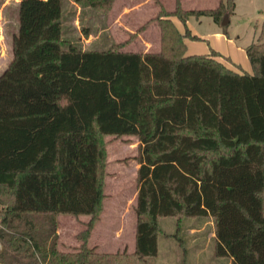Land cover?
<instances>
[{"label": "trees", "instance_id": "obj_1", "mask_svg": "<svg viewBox=\"0 0 264 264\" xmlns=\"http://www.w3.org/2000/svg\"><path fill=\"white\" fill-rule=\"evenodd\" d=\"M90 1L107 12L113 0ZM156 2L159 50L127 52L66 39L63 0H19L0 74V264L144 263L168 217L177 228L210 218L217 257L264 264V18L245 49L248 73L215 51L187 54L186 39L197 37L172 19L220 23L231 4L186 10L176 0L166 11ZM106 136L138 140L131 253L88 245L104 199ZM58 214L90 216L72 250L59 247Z\"/></svg>", "mask_w": 264, "mask_h": 264}, {"label": "rangeland", "instance_id": "obj_2", "mask_svg": "<svg viewBox=\"0 0 264 264\" xmlns=\"http://www.w3.org/2000/svg\"><path fill=\"white\" fill-rule=\"evenodd\" d=\"M166 11L175 8L176 0H157ZM183 9L215 8L220 1L231 4L216 23L211 16H190L186 23L174 17L181 32L189 30L197 39L187 38V54L208 55L212 51L223 57L217 60L229 68L250 73L252 66L246 47L257 40L264 18V0H179ZM90 0H63V36L82 49L104 50L114 45L127 52H155L160 48V29L155 19L160 7L156 0H113L107 12L91 5ZM80 8L76 12L74 8ZM130 7V8H129ZM19 0H0V74L9 64L12 36L18 31ZM76 8V9H77ZM224 16L227 24H221ZM146 22L148 25L139 30ZM150 32L144 35V31ZM107 28L104 30V28ZM86 29V32H85ZM229 59V62L227 59ZM234 64V65H233ZM101 211L90 229L88 245L97 251L115 253L135 248L136 170L138 140L134 136H106ZM60 249L72 250L81 243L79 234L86 230L90 216L58 214L54 216ZM46 225L50 215L39 216ZM174 218H161L164 231L158 239L155 257L137 264H225L228 259L214 253L213 223L210 218L184 219L179 228ZM193 229V230H192Z\"/></svg>", "mask_w": 264, "mask_h": 264}, {"label": "crops", "instance_id": "obj_3", "mask_svg": "<svg viewBox=\"0 0 264 264\" xmlns=\"http://www.w3.org/2000/svg\"><path fill=\"white\" fill-rule=\"evenodd\" d=\"M77 8V7H76ZM76 8H74L75 10H76V12H79V7L76 9ZM130 8V7H129ZM190 9H196V8H190ZM151 27H154L153 25H149V27L144 31V35H147V33H149L150 32V28ZM104 28V30H106L107 28H105V27H103ZM236 69V68H235ZM213 223V222H212ZM193 230V229H192ZM214 230V229H213ZM211 237H213L214 238V231H213V235L211 236ZM229 261L230 260H227V262L225 263V264H229Z\"/></svg>", "mask_w": 264, "mask_h": 264}, {"label": "water", "instance_id": "obj_4", "mask_svg": "<svg viewBox=\"0 0 264 264\" xmlns=\"http://www.w3.org/2000/svg\"><path fill=\"white\" fill-rule=\"evenodd\" d=\"M228 23V17L227 16H224L222 21H221V24H227Z\"/></svg>", "mask_w": 264, "mask_h": 264}]
</instances>
